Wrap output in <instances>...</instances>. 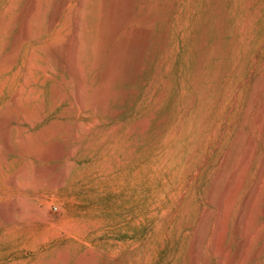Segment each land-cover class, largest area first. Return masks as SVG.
<instances>
[{
    "label": "rangeland",
    "instance_id": "rangeland-1",
    "mask_svg": "<svg viewBox=\"0 0 264 264\" xmlns=\"http://www.w3.org/2000/svg\"><path fill=\"white\" fill-rule=\"evenodd\" d=\"M80 1L48 28L64 0H0V264H193L196 236L229 264L264 161V0H89L76 28ZM256 198L242 264H264Z\"/></svg>",
    "mask_w": 264,
    "mask_h": 264
},
{
    "label": "bare ground",
    "instance_id": "bare-ground-1",
    "mask_svg": "<svg viewBox=\"0 0 264 264\" xmlns=\"http://www.w3.org/2000/svg\"><path fill=\"white\" fill-rule=\"evenodd\" d=\"M71 2V0H64V2L62 3V5L58 8V10L55 12V13H53L52 14V16H51V19H50V22H49V25H48V28H50V27H52V26H54L55 25V23L58 21V19L60 18V16H61V14H62V11H63V9H64V7L67 5V4H69ZM79 2V1H78ZM88 2H89V0H81L80 1V9H81V17H80V20H78L77 21V26H76V28L79 26V27H82L83 28V15L85 16V14L84 13H86V8H88ZM79 4V3H78ZM36 6V5H35ZM36 9L35 8H33L32 10H31V12H30V16H32L35 12ZM86 10V11H85ZM89 10V9H88ZM92 11V10H91ZM88 13V12H87ZM34 17V16H33ZM78 19H79V17H78ZM85 19V18H84ZM84 21H86V20H84ZM85 24V23H84ZM86 25V24H85ZM87 27V26H86ZM78 30H79V28H78ZM79 31H77V33H78ZM31 32H30V29H29V27L28 26H26V31H25V39H28L29 37L31 38V34H30ZM77 33H76V40L75 41H77V45H78V47L79 48H81V45H80V43H81V37H80V34L79 35H77ZM31 35V36H30ZM77 45H76V47H77ZM76 47H75V51H76ZM79 48H77V49H79ZM79 51V50H78ZM76 52H74V54H75ZM76 57V55L74 56V58ZM76 59H78V57H76ZM75 62H74V65H72V67H73V70H74V73H76V74H78L79 76H80V74H81V72H80V69L81 68H79V66L77 67L76 66V60H74ZM82 78V77H81ZM264 79V78H263ZM264 83V82H263ZM264 85V84H263ZM256 93V92H255ZM254 95V94H253ZM252 96V95H251ZM235 98H236V94H235ZM258 98V97H257ZM82 105V104H81ZM86 105V104H85ZM84 107V106H83ZM260 111H261V109H260ZM230 112H231V110H230ZM228 113H229V111H228ZM260 115V114H259ZM261 116V115H260ZM259 118V117H258ZM247 123V122H246ZM262 129V128H261ZM243 130V129H242ZM264 131V130H263ZM261 132V131H260ZM251 141L250 142H252V139H250ZM236 143V142H235ZM239 144V143H238ZM250 143H248V145H249ZM254 144V143H253ZM235 145V144H234ZM250 145H252V143L250 144ZM247 146V145H246ZM247 149H248V147H247ZM250 149L253 151V149L250 147ZM233 151V150H232ZM234 152V151H233ZM240 153V152H239ZM244 153H246V149H245V152ZM232 155V154H231ZM237 156V155H236ZM233 159V158H232ZM235 159H236V157H235ZM264 159V158H263ZM251 161H252V157H251V155L250 154H242L241 155V158H240V160H239V162L237 163V165L235 166V168H234V170H233V174H232V177H230L231 178V182H234V180H235V177L236 176H240V175H242V176H245V174H244V172H245V170L248 168V166L251 164ZM228 162V161H227ZM263 163V165H262V167L261 168H259L260 169V171H259V174H258V177H257V179H256V182L254 181V188H253V190L252 191H249L248 193H247V195L246 196H244V198L245 199H243L244 200V204H243V208L240 210V212H238L239 214H238V216H237V226L235 227L236 228V232H235V235L237 234V236H238V239H239V247H238V250H237V252H236V256L234 257V258H232V259H230V261L228 262L229 264H242V262L244 261V259H246L244 256H245V249H246V251H247V247L250 245V243L252 242V237L251 236H253V235H251V234H249V232H248V230H249V228L247 229V227H248V225H249V220H250V213H252L251 211H253L254 210V208L251 210L250 208L254 205L253 203H254V201H255V198L258 196V195H260L261 196V192H262V190H263V188H264V161H262ZM226 163V162H225ZM231 164V163H230ZM226 165H228V164H226ZM227 169V168H226ZM226 172H227V170H222L221 171V174H220V176H221V178L222 179H224V177H225V175H226ZM242 176H240V177H242ZM239 177V178H240ZM230 178H228V179H230ZM228 182V181H227ZM230 182V181H229ZM236 182V181H235ZM230 184V183H229ZM216 186V185H215ZM230 186V185H229ZM228 186V187H229ZM239 187V186H238ZM215 188V187H214ZM263 192H264V190H263ZM262 192V193H263ZM214 193V191L212 190V193H211V199L212 200H214L215 201V194L214 195H212ZM238 195V194H237ZM263 196L264 195H262V197H259V198H262L263 199ZM219 198V197H218ZM258 198V197H257ZM256 198V199H257ZM258 198V199H259ZM262 199H261V201H262ZM218 201V200H217ZM263 202V201H262ZM224 204V203H223ZM255 204H256V202H255ZM221 206V205H220ZM254 206H256V205H254ZM258 206V205H257ZM229 207V206H228ZM264 208V207H263ZM220 209V208H219ZM264 210V209H263ZM254 212V211H253ZM220 214V213H219ZM253 215V213L251 214V216ZM257 215V214H256ZM260 215V214H259ZM255 216V215H254ZM264 216V215H263ZM258 217V216H257ZM254 218V217H253ZM259 218V217H258ZM252 220H254V219H252ZM251 220V221H252ZM253 225V224H252ZM257 226V225H256ZM255 226V227H256ZM260 226V225H259ZM254 227V228H255ZM223 228V219L221 218L220 220H219V223H218V227L216 228V231H215V233H214V236H213V240H212V250H216L215 248H218V247H216V246H220V244L218 243V239H219V234L220 233H222V231L221 230H223L222 229ZM225 228V227H224ZM262 228H263V226H262ZM258 229V228H257ZM256 230V229H255ZM225 232V231H224ZM258 233H260V232H258ZM257 233V234H258ZM225 234V233H224ZM197 235V234H196ZM195 235V236H196ZM222 235L223 234H221V237H222ZM251 235V236H250ZM195 239H194V242H193V245H192V259H193V264H200L199 263V260H200V258H199V254H200V251H201V246H202V244H203V239H201L200 237H194ZM259 239V238H258ZM220 241H221V239H220ZM255 241H257V240H255ZM218 243V244H217ZM254 243V242H253ZM252 243V244H253ZM250 247V246H249ZM222 248V247H221ZM228 248V247H227ZM219 249V248H218ZM217 249V250H218ZM221 251H223L222 249L220 250V252ZM236 251V250H235ZM250 251V250H249ZM263 251H264V245L262 244V245H260L259 247H257V249H256V251H255V254H251V255H254L253 257H252V261H253V258H257V257H259L262 253H263ZM218 252H219V250H218ZM219 252V253H220ZM229 252V251H228ZM202 253V252H201ZM216 253H217V251H216ZM223 253H224V251H223ZM222 254V253H221ZM220 254V255H221ZM247 254V253H246ZM249 254V253H248ZM217 255H218V253H217ZM223 255V254H222ZM224 255H226V254H224ZM191 257V256H190ZM229 258V257H228ZM222 259V258H221ZM248 259V258H247ZM206 260V259H205ZM249 260H251V258L249 259ZM208 261V260H207ZM224 261V260H223ZM260 261V260H259ZM191 262V261H190ZM225 262V261H224ZM246 262V261H245ZM221 264V263H220ZM223 264H225V263H223Z\"/></svg>",
    "mask_w": 264,
    "mask_h": 264
}]
</instances>
